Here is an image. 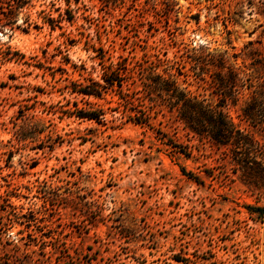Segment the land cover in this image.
Returning <instances> with one entry per match:
<instances>
[{
	"label": "rangeland",
	"instance_id": "374dc122",
	"mask_svg": "<svg viewBox=\"0 0 264 264\" xmlns=\"http://www.w3.org/2000/svg\"><path fill=\"white\" fill-rule=\"evenodd\" d=\"M25 1L0 0V259L264 264V133L240 118L264 87V0ZM157 56L181 63L183 86L211 108L238 73L223 108L235 141L198 137L158 97L128 106L118 94L138 80L102 98L73 92Z\"/></svg>",
	"mask_w": 264,
	"mask_h": 264
},
{
	"label": "trees",
	"instance_id": "16d2710c",
	"mask_svg": "<svg viewBox=\"0 0 264 264\" xmlns=\"http://www.w3.org/2000/svg\"><path fill=\"white\" fill-rule=\"evenodd\" d=\"M101 1L106 2L107 0ZM25 2V0H16V8H21ZM16 8L15 10L9 11L8 14L3 15L2 21L10 24ZM194 61L196 62V67L200 69V59L196 58ZM183 68L184 66L181 65V63L171 61L167 58L161 59L158 58V56L155 61L144 60L143 62H128L126 66L119 65L113 69L106 67V69H103V73L100 76L102 83L90 79L88 85L79 87L73 92L86 97L102 98L104 94L113 91L114 84L118 89L122 90L127 79L128 85L134 84L129 83L131 80L135 82L138 80L142 85L141 90L131 92L128 90V95H122L124 98L118 94V97L123 99L128 106H133L134 102L140 101L141 98H145V100L151 102L152 97H158L163 103L168 104L169 108H176L178 110L179 119L198 137L206 135L216 144L235 141L237 135H240L241 132L230 120L227 113L223 111V108L226 106L225 101L227 93L230 90L235 92L238 86H243L244 81L242 84L237 85L239 82L238 73L230 67L229 75L233 77L234 82L231 87L227 89L223 83H219V86H217L219 88H217V94L221 96L223 103L216 108H211L203 105L186 86H183L186 83V74ZM180 77L184 78L181 82L179 81ZM128 110L131 109L129 108ZM74 112L75 116L78 118H86L95 121L97 124H104L102 121L103 115L100 111L78 110ZM149 117V113L137 110L134 111L133 116H129L130 119L141 125H148ZM240 118L252 127H257L264 133V87L260 92H251L249 101H247L245 106L241 109ZM181 154L188 156L185 152H181ZM256 165L258 167V174L264 178V163L258 161ZM26 222L27 224H24V227L27 229L30 227L29 223L31 222H33L35 228L38 227V220L35 218H26ZM35 232H39L37 228ZM0 264H9V261L8 259H0Z\"/></svg>",
	"mask_w": 264,
	"mask_h": 264
}]
</instances>
